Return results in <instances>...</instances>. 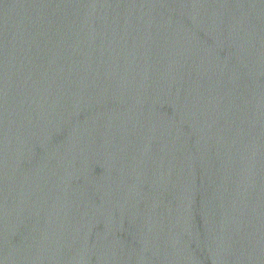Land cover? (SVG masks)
Masks as SVG:
<instances>
[{"label":"water","instance_id":"obj_1","mask_svg":"<svg viewBox=\"0 0 264 264\" xmlns=\"http://www.w3.org/2000/svg\"><path fill=\"white\" fill-rule=\"evenodd\" d=\"M0 264H264V0H0Z\"/></svg>","mask_w":264,"mask_h":264}]
</instances>
